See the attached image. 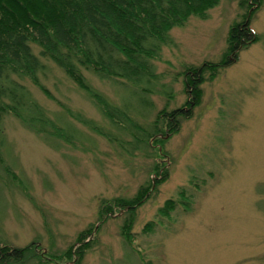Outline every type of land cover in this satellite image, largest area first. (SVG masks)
<instances>
[{
	"label": "rangeland",
	"instance_id": "374dc122",
	"mask_svg": "<svg viewBox=\"0 0 264 264\" xmlns=\"http://www.w3.org/2000/svg\"><path fill=\"white\" fill-rule=\"evenodd\" d=\"M251 2L220 0L207 18L192 16L169 31L172 43L162 46L153 64L157 82L166 84L171 97L133 96V89H142L83 71L93 87L127 105L130 115L146 126L166 102L168 109L185 106L190 98L186 68L220 61L231 25L251 16L257 39L238 49L236 59L212 79L203 71L202 98L192 115L181 119L175 132L163 126L166 153L159 156L167 157L143 146L128 154L65 115L67 106L108 123L83 90L42 58L48 70L40 80L53 98L30 81L25 84L52 118H65L81 135L68 145L35 134L11 114L4 116L3 156L15 174L1 170L14 180L8 187L0 181V223L7 243L32 244L39 254L62 255L58 264H74V257L64 254L78 245L81 231L91 229L86 239L91 244L80 264H264V0ZM31 45L39 54L40 47ZM161 163L167 177L136 208L128 242L121 231L124 212L115 209L100 217L101 201L137 196L163 178L154 170ZM171 198L176 208L169 216H158V207ZM190 199L192 211L183 205ZM149 221H154L153 231L143 232Z\"/></svg>",
	"mask_w": 264,
	"mask_h": 264
},
{
	"label": "trees",
	"instance_id": "16d2710c",
	"mask_svg": "<svg viewBox=\"0 0 264 264\" xmlns=\"http://www.w3.org/2000/svg\"><path fill=\"white\" fill-rule=\"evenodd\" d=\"M252 4L256 0H251ZM260 2L261 0H257ZM220 0H0V181L5 187L13 185L1 170L15 175L4 160V147L7 144L3 128V118L13 115L20 123L35 134L45 138H54L64 143L74 144L81 133L65 118H52L48 110L41 105L29 91L25 81H30L49 98L50 91L40 80L47 73L45 58L55 64L65 76L83 90L108 123H97L80 112H74L67 106L64 114L76 120L92 133L103 137L128 154L135 149L150 148L158 157L164 151L161 135L163 126L169 133L178 130L181 119L192 115V110L201 101V82L212 77L229 65L238 56V49L256 40L257 34L251 26V16L241 23L230 27L227 48L218 62H205L202 66H188L184 71V85L189 88L190 98L185 106L168 109V102L159 110L155 118L146 126L135 120L127 105L110 101L101 91L93 87L83 71H89L99 79L126 81L133 89V96L160 93L171 97L166 84L157 82L160 75L154 72L153 60L162 46L172 43L169 31L182 26L192 16L200 19L208 17L207 11ZM255 12V10L252 12ZM40 47L39 54L32 45ZM234 57V58H233ZM200 69V70H199ZM121 83V82H120ZM148 108L152 106L144 96ZM167 100H169L167 98ZM147 108V110H148ZM139 113L143 110L139 109ZM63 114V115H64ZM82 141V139L78 140ZM159 145L156 147V145ZM143 146V147H142ZM167 157V156H166ZM165 163V162H164ZM164 163L154 169L163 178L154 184L145 186L137 196L131 199L116 197L103 199L99 216L112 214L115 209L123 211L122 234L131 242V229L135 222V210L145 199L151 188L167 177ZM16 182V181H15ZM1 187V186H0ZM181 200L185 196L182 188ZM176 201L168 199L158 207L157 215L169 216L176 208ZM194 200L183 203L185 210H193ZM122 213V212H121ZM154 221L147 222L142 231H153ZM91 229L78 235V245L70 246L64 254L68 259L74 257L80 264L83 253L91 243L87 242ZM62 255L51 256L37 253L32 244L18 247L7 243L2 237L0 223V264H51L60 262ZM145 264H151L145 260Z\"/></svg>",
	"mask_w": 264,
	"mask_h": 264
}]
</instances>
